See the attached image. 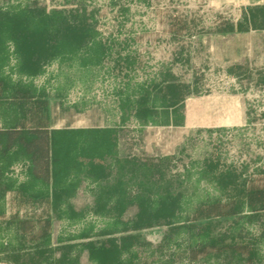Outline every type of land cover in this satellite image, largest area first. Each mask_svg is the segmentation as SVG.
Segmentation results:
<instances>
[{"label":"rangeland","instance_id":"1","mask_svg":"<svg viewBox=\"0 0 264 264\" xmlns=\"http://www.w3.org/2000/svg\"><path fill=\"white\" fill-rule=\"evenodd\" d=\"M34 6L45 8L47 13L79 9L95 30V38L86 50L102 49L103 57L97 66H91L95 61L85 60L91 56L84 50L70 61L56 59L46 63L39 75L31 77L18 72L15 47L9 43L8 63L3 67L2 77L20 90H30L36 97L61 95L58 104L71 109L66 116L73 127L115 126L114 118L119 113L120 156L167 160L168 178L181 183L177 188L182 193L179 229L173 231L162 226L144 230L141 242L124 255V260L129 264H264V214L258 220H250L246 205L241 219L215 223L211 236L227 235V244L250 247L254 253L251 261L227 252L192 262L189 248L208 239L203 232L184 227L201 204L227 201L231 195L239 194L234 186L222 187L227 176L233 175L242 183L264 173V74L261 78L264 62L254 54L249 58V67L239 74L234 70L238 65L230 69L229 63L221 62L225 55L209 49L212 41L218 46L222 43L211 37L212 33L224 30L226 24L243 22L239 0H0L4 11ZM173 17L183 21L185 31L181 37L168 33ZM249 30L255 31L252 27ZM239 54L241 50L234 49L228 57ZM82 59L88 66H83ZM170 78L193 87L195 93L191 92L178 109L167 110L169 107H162L157 100L160 118L156 117L154 123L123 118L119 98L129 95L138 101L144 87L166 84ZM65 88L68 92L64 95ZM4 96L0 120L9 127L17 123L21 114L11 106L13 90L8 89ZM198 105L204 109L200 115L195 113ZM3 149L2 142L0 160L11 166L6 187L16 192L17 183L18 188L23 184L29 186L27 156L19 147L4 156ZM56 166L63 171V163ZM67 170L68 177L63 182L71 185L79 173L68 166ZM29 188L25 192L39 193L46 186L37 184L32 190ZM95 188L90 179H82L73 203L77 208L87 207L86 214L79 220H71L63 213L52 214L51 237L47 243L38 245L24 239L12 222L14 217L31 216L33 209L12 200L7 212L0 214V241L10 254L13 251L10 259L27 261L35 255L34 246H41L49 249L45 254L49 261L61 259L70 250L68 259L78 264H94L82 250V244L120 237L127 232L114 231L113 213H95ZM159 196L155 191L153 198Z\"/></svg>","mask_w":264,"mask_h":264},{"label":"trees","instance_id":"2","mask_svg":"<svg viewBox=\"0 0 264 264\" xmlns=\"http://www.w3.org/2000/svg\"><path fill=\"white\" fill-rule=\"evenodd\" d=\"M169 34L181 37L184 35L183 21L171 18ZM264 30V8L248 11L243 22L238 25L226 24L219 33L229 35L245 32L249 28ZM95 38L93 24L85 14L76 11H52L34 6L22 10L4 11L0 7V107L8 89L13 90L11 106L20 111L16 124L8 131L9 147L18 146L27 156L32 183L46 186L39 193L24 192L16 201L22 206L33 209V214L23 219L13 218L20 235L31 245L49 241L54 228L52 214L63 213L71 220H79L86 214L85 208L75 207L73 200L77 196L82 179L88 178L96 184L97 192L94 211L97 214L116 215L115 230L124 233L120 237H109L82 244V250L94 264H129L124 260L131 250L141 242L142 232L165 226L173 231L177 226L182 193L177 188L179 181L168 178L167 160L120 156L119 144L122 137L120 126L113 129H85L53 131L52 104L48 97H36L30 90H20L2 77L3 67L8 63L12 43L17 56V70L26 76H37L46 63L56 59L70 61L86 50ZM86 55L95 61H101L102 49L86 50ZM83 56V55H82ZM81 60L83 66L86 65ZM195 89L176 80L168 83L148 85L139 94L138 101L129 95L119 98L123 118L138 120L142 124L155 122L160 118L156 101L167 106V110L178 109L186 97ZM121 95V93H119ZM121 99V101H120ZM9 107V105H8ZM3 110V109H2ZM5 110V109H4ZM162 112V111H161ZM67 166L79 173L76 182L65 185L63 171H58L57 163ZM222 187L234 186L238 195H231L227 201H213L201 204L186 221L184 227L189 231L195 229L208 240L205 243L189 248V259L192 262L213 254L227 252L240 254L248 260L254 257L253 250L246 245L227 244V235L214 238L211 230L215 223L238 221L243 217V206L250 210L248 219L258 220L264 214V173L237 182L233 175L222 181ZM25 188V187H24ZM29 188V189H30ZM160 195L153 198L154 192ZM64 206V209L62 208ZM42 210L41 215L37 212ZM121 227V228H119ZM0 254L12 264H78L68 259V250L61 259L49 261L45 254L48 248L34 246L35 255L27 261L12 258L11 254L0 246ZM14 252H16L14 250Z\"/></svg>","mask_w":264,"mask_h":264},{"label":"crops","instance_id":"3","mask_svg":"<svg viewBox=\"0 0 264 264\" xmlns=\"http://www.w3.org/2000/svg\"><path fill=\"white\" fill-rule=\"evenodd\" d=\"M239 4L241 6L240 15L242 17L247 15L248 11L251 9L264 8V0H239ZM210 36L219 39L222 43H221V46H218L215 43L216 41H214V42L212 41L213 46H211V48H209V49H211V51L212 50L216 51V54H218V55L221 53L223 55H225L223 60H221V62H224V64L229 63L227 66H229L230 69H232L233 65H238L234 68V70H237V72L239 74H242L241 71L246 70L247 66L249 67L248 63H249V60H251L249 58H251L252 55H254V54L256 57L259 56L261 61L264 62V30H255V31L248 30L245 32H235V33L229 34V35H225V34H221L219 32L218 33L215 32V33H212ZM240 44H241V46L239 47ZM234 49L241 50V54H239L238 57H236V56L228 57V55L230 56V54L233 53ZM250 62H252V61H250ZM250 69L252 70V68H250ZM263 74L264 73H261V78L263 77ZM67 88H65V90H63L64 95L68 92ZM61 98H62L61 95L55 96L53 98L48 97V99L50 100V102L52 104L53 125H52L51 129L53 131L59 132V131H63V130H78V129H81V130H85V129H113V128H116L119 125V123L121 122V117H120V114L118 113L114 118L115 119V126H110V127L109 126H107V127L106 126H86L83 128L73 127L71 121L68 120L67 116H66V112L68 110H71V109L62 108L58 104L59 102H61ZM201 112L203 113L204 109L203 108L201 109L200 106L198 105L195 113L200 115ZM209 116H210V114H209ZM187 123H189L188 120H187ZM12 126H9V127L4 126L0 120V144L3 142L5 145V149L2 150V154L4 156L6 154H8L11 150H13L15 147H18V146L9 147V144H8V137L6 134H7V131ZM63 164H64L63 181H65L67 179L68 175L66 174L65 162ZM30 166H31V164L29 162L28 180L32 183L33 181H32L31 176H30ZM10 167L11 166L4 165V163L1 162V160H0V214L1 213L4 214L7 212L6 208L10 207L12 200H14L17 205H19V202L16 201V199L24 196V192L28 188V185L25 186L24 184L21 185V187L19 186V188H18V183H17L16 187H15L16 192H10V188L6 187V185H5L7 182V173H8V170L10 169ZM67 172H68V170H67ZM7 201H9V203ZM23 206L24 205H22V207ZM24 207H27V206H24ZM1 245L2 244L0 241V246ZM0 264H12V263L10 262V260L4 258L2 254H0Z\"/></svg>","mask_w":264,"mask_h":264}]
</instances>
